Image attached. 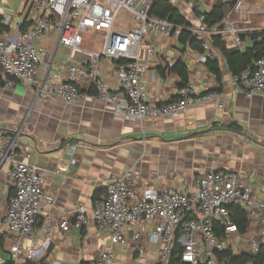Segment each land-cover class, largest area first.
I'll return each instance as SVG.
<instances>
[{
    "label": "built area",
    "instance_id": "obj_1",
    "mask_svg": "<svg viewBox=\"0 0 264 264\" xmlns=\"http://www.w3.org/2000/svg\"><path fill=\"white\" fill-rule=\"evenodd\" d=\"M152 1V0H151ZM143 0H28L20 15L13 17L9 33L0 37V82L5 88L16 84L32 89L40 99H58L75 105L81 96L80 86L92 90L98 98L113 106L123 119L142 123L149 119L171 120L188 109L206 103L223 104L221 92L198 93L191 83L177 88L175 96L155 103L150 100L148 84L157 81L154 68L140 63L143 56L155 65L166 56L163 45L176 43L180 28L152 17L151 2ZM192 10L194 1H188ZM121 13L129 16L130 27L120 23ZM225 24V20L222 22ZM192 31L204 53L195 63L204 65L211 48V36L230 34L235 47L242 43L233 28L208 30L204 17L196 18ZM86 37L96 41L86 45ZM65 50L67 60L57 63L59 48ZM167 57V56H166ZM116 62L117 87H110L101 69V59ZM171 66L174 58L167 57ZM64 80L60 81L61 76ZM236 84L244 85L247 97L264 99V58L246 69ZM16 136L0 139V167L8 166V178L13 188L7 201L2 224L14 236L9 248L10 264H39L42 248L33 242L36 218L42 205L55 207L54 199L45 191L43 181L50 173L31 164V154L18 147ZM71 155L74 154L70 148ZM72 165L76 160L72 159ZM58 174V173H56ZM141 178L132 170L108 177L105 196L88 211L78 206L71 217L57 220L62 233L95 226V236L107 234L108 244L100 251L96 264H113L115 249L127 243V233L136 244L135 253L143 254L148 246L158 250V261L166 263L176 240L183 248L185 264H215L214 254L228 249V237L217 238L212 221L225 225V234H236V227L227 222V207H244L248 212L264 216V198L253 197L250 187L233 172H209L196 179L191 193L173 189L157 191L139 188ZM50 215L44 216L43 232L46 248L52 236ZM176 232L180 233L178 239ZM242 237L236 236L235 245ZM264 238L250 243L256 253Z\"/></svg>",
    "mask_w": 264,
    "mask_h": 264
},
{
    "label": "crops",
    "instance_id": "obj_2",
    "mask_svg": "<svg viewBox=\"0 0 264 264\" xmlns=\"http://www.w3.org/2000/svg\"><path fill=\"white\" fill-rule=\"evenodd\" d=\"M170 1L175 2L172 4L189 23L196 25V18L187 4L189 0ZM193 1L200 10L208 12L215 0ZM5 10L1 8L0 15L10 28L16 15ZM224 27L225 30L233 28L237 33L264 30V0H237ZM223 38L228 46L235 47L230 34H224ZM174 45L169 42L163 45L168 58L181 56ZM213 55L220 62L222 98L219 103L223 108L219 109L216 103H206L171 120L127 121L95 92L87 94L83 85L80 98L70 106L58 99H40L34 90L19 84L5 88L0 83V139L16 136L18 147L31 154V164L50 173L43 186L54 199L55 207L41 206L33 237L35 245L42 248L40 262L44 260L43 264H49L54 258V264H80L82 261L96 264L100 251L108 244L107 234L97 238L93 224L62 233L56 222L71 217L80 205L92 210L105 192L108 177L127 170L139 174L140 189L152 188L159 192L173 189L182 193H191L195 180L209 172H233L250 187L255 199L264 198V99L247 97L244 85L236 84L220 56L214 51ZM196 57L197 54L189 51L183 55L189 70V83L198 93L217 92L219 85L214 76L206 71L205 65L195 63ZM111 62L102 58L101 69L110 87H117L115 63ZM140 63L154 71L160 66L159 60L152 65L143 56ZM63 80L62 75L60 81ZM177 88L175 77H157V81L147 87L150 100L157 104L172 99ZM232 125L239 126L241 131L230 130ZM70 148L74 150L73 155ZM72 159L76 160L75 165ZM97 191L103 192L94 200ZM12 192L8 166L4 164L0 167V264L11 261L9 248L14 236L7 233L2 220ZM45 215H50L54 228L49 238V243L54 244L50 254L45 249ZM127 236V243L115 249L113 264H160L156 248L148 246L143 254L135 253L132 233ZM225 236L228 249L242 252L246 242L264 238V216L257 212L251 214L248 235L241 236L239 245L234 243L238 235Z\"/></svg>",
    "mask_w": 264,
    "mask_h": 264
},
{
    "label": "trees",
    "instance_id": "obj_3",
    "mask_svg": "<svg viewBox=\"0 0 264 264\" xmlns=\"http://www.w3.org/2000/svg\"><path fill=\"white\" fill-rule=\"evenodd\" d=\"M236 1L237 0H215L208 12L202 11L196 5H193L192 13L195 18L200 16L204 17V25L208 30L218 26L219 31H224L225 27L222 22L234 9ZM27 2L28 0H24L23 4H27ZM150 15L181 29L177 41L173 46V48L180 51L181 56L175 59L171 66L167 64L166 56L159 57L160 66L156 68L155 73L156 76L161 79L175 77L177 78V87H184L189 83L190 77L183 55L186 51L197 55L204 53L200 42L196 40L192 31L193 25L186 20L178 8L171 4L170 0H152ZM9 31V27L4 24V17L0 15V37L9 33ZM236 36L242 43L241 48L228 46L221 34H214L211 36L212 44L204 65L206 71L214 76L216 83L219 85L218 90H216L217 92H221L222 73L219 59L213 55V51L223 60L230 75L237 78H239L246 69H253L256 61L264 58V30L239 32ZM111 63H115L116 65V62ZM209 92L210 91H206L205 93ZM80 93H82L81 90ZM87 94L91 95L94 93L92 90H88ZM229 129L234 132L241 131V128L237 125H232ZM102 192L103 191H97L94 195V200L96 195ZM12 193L10 195H12ZM102 195L100 199L105 196V192ZM100 199H98V201ZM227 210V222H230L236 227V235L246 237L248 235V225L252 213L248 212L244 207L235 204L229 205ZM212 228L217 238L225 237L224 223L216 220L212 221ZM179 235L180 233L176 232L175 238L178 239ZM246 243L245 248H243L240 253H234L230 248L215 253V264H264V243L259 247L256 253L251 252L250 243ZM182 253L183 248L176 240L169 260L163 264H185L182 262ZM43 263L44 260L39 264ZM7 264H10V262ZM80 264L89 263L82 261Z\"/></svg>",
    "mask_w": 264,
    "mask_h": 264
},
{
    "label": "rangeland",
    "instance_id": "obj_4",
    "mask_svg": "<svg viewBox=\"0 0 264 264\" xmlns=\"http://www.w3.org/2000/svg\"><path fill=\"white\" fill-rule=\"evenodd\" d=\"M150 2H151V0H143L142 6H144V4H146V3L149 4ZM172 2H171V4H172ZM23 3H24V0H0V9L5 8L6 13H13L14 15H16L18 17L19 16L18 13H21V11H22ZM173 3H175V2H173ZM118 21L120 23H124L125 24L124 26H126V24L129 21V16L125 13H121ZM130 26H131V23L129 22L127 27H130ZM85 41H86V45H90L96 41V38L95 37H86ZM66 58H67V56L65 55V50L62 47H60L59 50L57 51V55H56L57 63L64 61V60H67ZM49 264H54V258L49 261Z\"/></svg>",
    "mask_w": 264,
    "mask_h": 264
},
{
    "label": "water",
    "instance_id": "obj_5",
    "mask_svg": "<svg viewBox=\"0 0 264 264\" xmlns=\"http://www.w3.org/2000/svg\"><path fill=\"white\" fill-rule=\"evenodd\" d=\"M53 248H54V244L52 242H50L47 253L50 254V252L52 251Z\"/></svg>",
    "mask_w": 264,
    "mask_h": 264
}]
</instances>
